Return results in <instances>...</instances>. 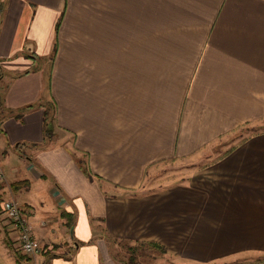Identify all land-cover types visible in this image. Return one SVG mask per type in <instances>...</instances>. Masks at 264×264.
Masks as SVG:
<instances>
[{"label":"crops","instance_id":"0c3cea01","mask_svg":"<svg viewBox=\"0 0 264 264\" xmlns=\"http://www.w3.org/2000/svg\"><path fill=\"white\" fill-rule=\"evenodd\" d=\"M0 74L6 107L56 106L45 142L42 108L0 123L1 199L43 246L0 213V264H129L110 241L264 264V128L231 137L264 119V0H0ZM166 161L184 178L151 184Z\"/></svg>","mask_w":264,"mask_h":264},{"label":"rangeland","instance_id":"374dc122","mask_svg":"<svg viewBox=\"0 0 264 264\" xmlns=\"http://www.w3.org/2000/svg\"><path fill=\"white\" fill-rule=\"evenodd\" d=\"M1 9H3V3L1 4ZM1 14H2V18H3L4 12L2 10H1ZM50 59L51 58L49 55L48 56L45 55L44 57H41V58L39 57V62L37 61V63H40L43 65L44 70H45V72H44V82L45 83L43 84V90H42L43 96L46 94V90H47L48 73H49V68H50ZM0 76H1V74H0ZM0 86H1V84H0ZM0 93H1V89H0ZM42 100H44V103H46V106H48L50 103L51 104L53 103V105H54L53 117H55V109H56L55 102L52 99H48V100L42 99ZM38 101L31 102L28 105H35ZM10 109L12 110V108H10ZM33 109H36V107L24 111L22 118L17 119V120L21 121L23 119L24 115ZM13 110L17 111V110H19V108L13 109ZM0 112H1V110H0ZM1 113H3V112H1ZM0 116H1V114H0ZM9 118H7V119H9ZM260 128H264V119L261 122H258V123H256V125H253V126H251V125L241 126L239 128V131L232 134L231 137L239 138L240 136L248 135V134L252 133L253 131H256L257 129H260ZM51 129H52V125H51ZM51 131L53 132V130H51ZM21 149L18 150L19 153L21 151L22 154H27V150H26V148H24V146L21 147ZM186 167L187 166L185 164L178 165L174 161L160 162L157 165H155V167H154L155 168L154 171H155L156 175L152 178L150 183L154 184V185L159 184L160 186H162L164 184H167L168 182H172V180L183 179L184 175H185ZM4 183H5V180L3 182L0 181V186H3ZM19 186L24 187V186H26V184L23 183L22 185H19ZM10 187H11L10 188L11 192L18 190V188L14 189V187L11 185H10ZM0 208H1V205H0ZM0 213H2V209H0ZM110 246H112V248L114 250L112 252V254L115 258L122 259V260L124 259L125 261L131 259V260H134L136 264H197V263H188V262H184V261L179 262V261L175 260L174 258L168 256L165 253V250L161 246H159V245L156 246L150 242H134V243L131 242L130 243V242H125V241H116L114 243V241H110ZM208 264H219V263L213 262V263H208Z\"/></svg>","mask_w":264,"mask_h":264},{"label":"built area","instance_id":"2783aa9c","mask_svg":"<svg viewBox=\"0 0 264 264\" xmlns=\"http://www.w3.org/2000/svg\"><path fill=\"white\" fill-rule=\"evenodd\" d=\"M5 175L0 161V181ZM2 214L8 221L10 228L16 233L17 248L25 256H36L41 253L43 246L33 236L28 218L20 204L13 198L3 199L1 202Z\"/></svg>","mask_w":264,"mask_h":264},{"label":"trees","instance_id":"16d2710c","mask_svg":"<svg viewBox=\"0 0 264 264\" xmlns=\"http://www.w3.org/2000/svg\"><path fill=\"white\" fill-rule=\"evenodd\" d=\"M54 50V53H55V48L53 49ZM53 56V54H52ZM1 94V93H0ZM49 106V107H48ZM48 106H46V103H44V100H40L38 101L35 105H27L23 108H19V110L15 111V110H11L10 108L6 107L5 104H4V99L2 97V94L0 95V123L7 119V118H14V119H20L22 118V115H23V112L28 110V109H32L34 107L36 108H42L43 109V140L44 142L49 140L51 135H52V129H51V126L49 124H51V121L52 119L54 118L53 117V113H54V105L53 103L49 104ZM24 144H18L15 148L17 150L21 149V147H23ZM31 147L33 148H37L39 147L41 144H30ZM80 163L82 164V166H84V171L88 172L87 168L85 165H83V161L80 160ZM27 184L28 182L27 181H20V182H15L13 184H11V186L14 187V189H17L19 188L20 186L19 185H22V184ZM1 186H0V205H1ZM1 209V208H0ZM23 209V208H22ZM24 211V210H23ZM25 212V211H24ZM66 216V214H65ZM69 225L71 226L73 224V220L71 218V220L69 219ZM154 245L158 246V244H155L153 243ZM58 247L57 244H54L50 247V249H56ZM22 257V256H21ZM127 263L129 264H136L134 260H127Z\"/></svg>","mask_w":264,"mask_h":264}]
</instances>
